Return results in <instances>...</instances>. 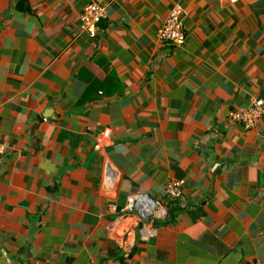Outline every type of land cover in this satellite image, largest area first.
<instances>
[{
  "label": "crops",
  "instance_id": "0c3cea01",
  "mask_svg": "<svg viewBox=\"0 0 264 264\" xmlns=\"http://www.w3.org/2000/svg\"><path fill=\"white\" fill-rule=\"evenodd\" d=\"M258 99L264 0H0V264H264V114L231 117Z\"/></svg>",
  "mask_w": 264,
  "mask_h": 264
},
{
  "label": "built area",
  "instance_id": "2783aa9c",
  "mask_svg": "<svg viewBox=\"0 0 264 264\" xmlns=\"http://www.w3.org/2000/svg\"><path fill=\"white\" fill-rule=\"evenodd\" d=\"M182 8L175 5L170 10L163 26L158 31V37L162 42L178 46L184 43L186 34L182 20ZM106 7L98 2L88 3L81 15L82 31L90 36H96L99 23L106 18ZM264 114V100L258 99L248 108L239 109L231 113L233 120L252 127L258 119ZM4 152V145L0 143V157ZM183 181L172 180L165 187L166 201L171 203L179 200L182 194ZM127 212L137 214L142 220L154 223L156 220L166 218L168 215V205H165L145 194L134 193L128 197Z\"/></svg>",
  "mask_w": 264,
  "mask_h": 264
},
{
  "label": "trees",
  "instance_id": "16d2710c",
  "mask_svg": "<svg viewBox=\"0 0 264 264\" xmlns=\"http://www.w3.org/2000/svg\"><path fill=\"white\" fill-rule=\"evenodd\" d=\"M177 213L178 212H176L174 209H170L169 207H168V216H167V218H162V219H160V220H156L155 222H154V224L156 225L157 223H163V224H166V223H169V222H173L174 220H175V218H176V216H177Z\"/></svg>",
  "mask_w": 264,
  "mask_h": 264
}]
</instances>
